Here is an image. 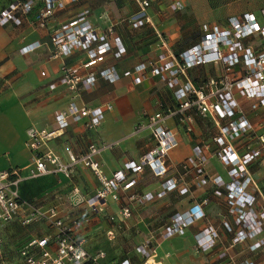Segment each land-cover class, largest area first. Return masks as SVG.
<instances>
[{"label":"crops","instance_id":"obj_1","mask_svg":"<svg viewBox=\"0 0 264 264\" xmlns=\"http://www.w3.org/2000/svg\"><path fill=\"white\" fill-rule=\"evenodd\" d=\"M175 1L151 0L144 15L134 17L141 9L139 0H54L52 13L42 19L44 25L40 26L37 17L40 11L46 9L48 2L41 0L34 2L28 15L18 14L20 23L10 21L0 26V173L16 170L22 174L19 189L24 200L33 203L42 212L56 207L61 214L73 216L74 206L90 205L89 198L101 188L95 172L80 165L73 167L70 178L60 171L32 174L31 151L25 144L28 128L57 130L56 111L67 113L71 104L76 108L101 107L104 114L97 129L84 128L85 118L68 117V125L49 142L64 163L69 160L68 151L80 154L87 150L90 143H94L100 151L93 157L101 170L110 176L129 163L139 164L146 152L155 146L156 141L146 126L147 117L160 110L174 109L179 101L166 81L169 73L153 75L150 67L143 71L137 68L140 64L154 63L172 54L178 57L195 41L189 40L190 31L197 28L193 21L198 18L191 13L193 6L186 0V3L183 2L184 9L178 11L171 7ZM84 10L96 40L85 48L72 47L68 55L58 54L50 40L54 29ZM249 11L257 9L248 4ZM230 14L231 11L220 18H228ZM134 20H138L139 26L133 25ZM196 21L201 24L203 18ZM198 34L196 30L192 35L197 38ZM101 37L105 38L110 48L99 61L86 64L90 55L88 51L98 48ZM116 40L124 48L120 56L114 53ZM29 44L37 47L24 52L23 48ZM63 66L76 68L81 75L94 70V85L75 93L59 82ZM212 66L216 65L202 64L189 68V80L197 83L209 75ZM198 69L200 71H196ZM105 70H115L119 77L113 80L101 76ZM136 77L140 78L139 82L134 81ZM188 78L178 76L182 84ZM52 84H55L54 88H51ZM234 93L240 102L245 100L236 91ZM252 101L245 100L237 115L256 122L253 134L228 138L226 142L239 154L244 152L242 148L246 142H256V130L264 134V106L253 110L248 107ZM187 114L189 119L178 113L166 119L165 124L177 139L175 147L168 152L167 173L162 177L155 176L148 166L141 171L130 169V188L119 191L118 201L108 199L101 211L106 213L107 206L116 209V214L121 205L131 204V217L128 219L133 220L130 223L146 231L136 242L131 264H143L146 259L139 251L141 243L150 240L154 244L156 237L170 224L171 216L178 213L183 214L187 225L182 233L165 238L157 248V256L148 258L156 264H264V227L256 223L259 220L262 224V220L254 218L253 223L248 217L264 211V157L261 158L260 169H247V172L233 176L230 172L232 167L219 158L226 144L221 145L215 140L224 121L213 114L203 116L194 108H189ZM240 118L237 119L240 121ZM261 122L263 124L257 126ZM139 124L143 126L141 129H138ZM194 147H199L208 157L203 175L197 174L194 162H189L186 170L180 168L182 162L194 155ZM245 175L251 178L245 192L255 196L257 201L242 208L245 217L240 219L238 213L230 210L225 184L240 183ZM165 179L174 180L176 187L164 189L162 182ZM182 188L188 190L182 192ZM148 194L152 195L149 199L130 200V196ZM195 205H199L203 216H189ZM45 222L21 227L33 229L39 225L46 228ZM82 229L84 225L79 236ZM240 230L249 234L235 241ZM211 231L215 235H211ZM45 232L18 234L23 235L22 238L12 244L15 246ZM85 246L92 250V247Z\"/></svg>","mask_w":264,"mask_h":264},{"label":"built area","instance_id":"obj_2","mask_svg":"<svg viewBox=\"0 0 264 264\" xmlns=\"http://www.w3.org/2000/svg\"><path fill=\"white\" fill-rule=\"evenodd\" d=\"M54 0H48L46 9L38 14L40 26L44 25L46 16L52 13L51 4ZM150 0H141V8L146 9ZM34 7L33 0H27L23 3L13 2L7 8L0 10V26L8 24L10 21L16 24L20 23L18 14L28 15ZM174 9H180L182 2L177 0L171 4ZM86 10L80 15L68 21L58 29H54L50 37L53 45L57 49L58 54L68 55L72 47L78 46L85 48L95 41L96 36L94 30L90 27L85 19ZM228 25L220 27L218 25L210 28H205L199 33L196 43L188 46L183 50L178 57L172 55L162 57L158 61L150 64H140L137 70H142L150 67L153 75L161 73H169L166 81L174 89L179 104L174 109L167 108L153 113L147 117L146 126L151 131L152 138L156 141L153 148L146 152L141 158L139 164L129 163L124 169H117L112 175L107 176L101 170L99 163L93 157L100 151V148L90 143L87 150L80 154H74L68 151L67 163L57 155L55 150L49 143L50 140L57 137L60 132L68 125V117L75 119L85 118L83 123L84 128L97 129L103 119L102 108H76L71 104L68 112L56 111L57 130L37 129L34 126L28 128L25 144L31 151V159L34 165L32 174L43 175V173L59 171L64 173L67 178L73 174V167L80 165L85 170L95 172L101 188L96 194L89 198L88 202L91 206L98 203L101 206L107 205V200L118 201L119 191L128 190L130 188L128 176L129 170L133 169L141 171L143 167H149L155 176L162 177L166 174L168 152L177 144L172 131L165 124L167 117L174 114H181L184 119H189L187 111L189 108L196 109L201 115L215 114L218 117H231L234 115L233 105H236L235 94L231 93V84L226 85V81L221 78H203L202 81L193 82L192 80L185 81L183 84L178 79L179 75L186 77V72L190 67L202 63H217V60H223L228 66L238 62L236 41L239 37L259 36L264 38V23L260 22L256 17L249 13L239 15H231L228 18ZM135 27L139 26L138 20L132 21ZM101 44L94 49L88 51L89 60L86 64H91L102 58L110 45L105 38L101 37ZM115 55L120 56L124 48L116 40ZM37 46L26 45L24 52L31 51ZM248 52V64H252V76H247L244 80H240L242 93L248 98L254 96L257 101L253 107L264 106V42L255 51L254 48ZM224 50L227 53L224 54ZM180 56V57H179ZM62 76L59 79L61 84L66 85L69 89L78 93L80 90L92 87L96 79L94 70H88L85 75L78 73V69L63 66ZM130 71L125 73L129 75ZM42 74L44 72L42 71ZM101 76L111 79H117L119 76L115 70H105ZM140 78L136 77L135 82H139ZM0 82L2 79L0 77ZM55 84L51 85L54 88ZM110 108V106H108ZM138 129L143 126L137 125ZM250 123L245 121H234L231 124L221 126L219 136L215 140L219 144H226L219 153V158L224 163L232 167L230 172L236 176L239 172H247L246 164L252 157L258 155L257 147L248 149L246 154L242 155L229 144L228 138L241 137L244 131H249ZM260 141L264 143V137L259 136ZM193 156L180 164L181 169L186 170L189 162L195 163L197 174L203 175L206 172V162L208 157L204 155L199 147H194ZM22 179V174L16 170L5 171L0 173V227L1 225H9L18 223L21 226H30L34 222L46 221L45 226L51 228L44 234L37 235L27 241L11 245L12 249L7 248V243H4L5 237L0 235V264H131L130 259L122 258L120 261L116 259H108L107 253L104 250L93 252L83 245L82 240L76 237L84 223L79 217L61 214L56 207H50L44 212L37 208L33 203L24 200L20 194L19 182ZM250 180L249 176L244 178L240 183L226 184L228 203L231 211L238 213L239 218L245 217L242 208L251 206L255 201V196L245 193V186ZM198 185L200 184L197 181ZM164 189L176 187L175 181L165 179L162 182ZM76 190V188H75ZM187 188H182V192H186ZM217 193H219L217 191ZM152 195L147 196H130V200L137 199L138 201L149 199ZM189 216H203L204 212L199 205L192 207ZM114 216L120 220H126L131 217V204H124L118 208ZM114 216H111L114 218ZM262 217V216H261ZM170 224L166 226L164 232L156 237L154 244L149 241L141 243L139 249L142 254L146 255L145 263L148 258L157 256V248L161 242L173 235L182 233L187 221L183 214L178 213L171 216ZM254 223V220H253ZM258 226H261L260 221H256ZM109 234L113 235V231L109 230ZM249 233L244 230L237 232L235 241L238 238L247 237ZM211 235L215 232L211 231ZM261 243H257L260 245ZM252 264V263H249Z\"/></svg>","mask_w":264,"mask_h":264},{"label":"rangeland","instance_id":"obj_3","mask_svg":"<svg viewBox=\"0 0 264 264\" xmlns=\"http://www.w3.org/2000/svg\"><path fill=\"white\" fill-rule=\"evenodd\" d=\"M15 1L23 3L26 0H0V9L3 8L4 6H8V5L12 4ZM33 1L34 2L37 1V3H38L41 0H33ZM76 1H78V0H76ZM179 1H182V7L178 11H180L181 9H184L183 8L184 7L183 2L186 3V0H179ZM140 2H141V0H139V8H141ZM188 2L194 8V11L193 12L191 11V13H193L192 14L193 17L198 18L196 20L203 18V22L201 24L199 23L200 21H196L193 19L194 20L193 22L195 25H197V28L195 29L194 27H192L194 29L190 31L189 40L191 41V39L192 40L195 39V41L193 40L194 42H192V44L196 43L197 40L199 39L198 36H197V38H195L192 35L196 30H197V32L201 33V31L203 29H205L207 27L210 28V27L215 26V25L226 28V26L228 25V21H229L228 18L231 15L245 14V12H248V4H249V6H252L254 9H257V11H255V12H252V11H249V12H252L253 14L256 15V17L258 19H261L262 21H264V0H188ZM150 4H151V0L149 2L148 6H150ZM145 11H146V9L141 8L140 11L137 14H134L133 16L134 17H142L144 15ZM230 11H231V14L228 18L227 17L220 18V17L224 16V14H226ZM236 42L237 43L235 44L236 45L235 49L237 50L238 62L234 63V65H232L230 67L223 60H217L216 64H214V63H202V64H206V65H210V66L216 65V66H212L213 69H210V71L208 72L209 75L204 76L203 78H205V79H207V78H212V79L221 78L222 80L224 79L227 83L226 84L227 86H228V84L232 85L231 93L235 94L234 92L236 91L237 93L242 95L241 97H243V99H245L246 101H248L250 99L253 100L252 102H249L248 107L255 110V109L259 108L260 105L256 106V108L253 107L254 103L257 101L254 99V96L247 98L244 95V93H242V89H241V85H240L239 81L244 80L247 76H252V64L247 63L248 60H247L246 54H248V52L246 50L249 49L251 51V48H250V46H251L256 51L258 49V47L261 45V43L264 42V38L259 37L257 35L252 36V37H250V35H248L245 38L239 37ZM189 43L190 42H188V44ZM192 44H190V45H192ZM226 53H227V50H224V54H226ZM202 64L194 65L193 67L197 68V66H200ZM190 68H192V67H190ZM196 71H200V69H198ZM186 76H187V78L189 76V75H187V72H186ZM203 78L201 80H199L198 82L200 83V81H202ZM235 99H236L237 103H236V105H233V108H235L233 116L223 118L220 116L218 117L215 114H213V115L219 119L221 118L222 121H224L220 125V127L226 123L231 124V122L233 123L234 121H239V119H237V118L241 117L240 120L245 121L247 123H250L249 131H247V130L244 131V133H242L241 137L252 135L254 132L253 131V124L255 123V125H256V122L251 121V119H246L244 117L242 118V116L237 115V113H239V110H238L239 107L241 106V104L245 100L243 102L242 101L240 102L239 98H237V95L235 96ZM262 124H263V122L257 123V126L262 125ZM256 129H258V128L256 127ZM219 134H220V129H219L218 135ZM259 136L264 137V134L263 133L259 134L258 131L256 130V137H257L256 142H251V141H249V143L246 142L244 147L242 148V150H244L242 155H244L247 153V151H249L248 149H254L255 147H257L258 155H256L255 157H252L250 159V161H248L246 164V167L248 170L256 171V170L261 168V162H262L261 158L264 157V143H262L260 141ZM167 169H168V160H167ZM246 175L244 177L245 179H246ZM244 178L240 182L244 181ZM250 180H251V178H250ZM250 180L248 181L247 185H249L251 183ZM246 186H245V188H246ZM246 194H248V193H246ZM256 201L257 200L255 198V201L253 203H255ZM74 207L75 208H74V213H73L74 215L73 216H78L79 219L82 221V223H84V229H82L80 236L79 235L76 236V237H78L76 239L82 240L83 245H87L88 247H92L93 252L98 251V249L99 250L105 249L104 251H106L108 259H116V260L120 261L124 257L129 258V259L132 258V255L135 253V250L137 247L136 242H138L142 238V236L145 235V232H146V231H144V229H140V227H136L135 225L133 226V223H130L131 219L133 220V218L120 221L114 216V214H115L114 212L116 211V209H113L112 207L107 208V206H106V208H105L106 213H104L103 211H101L102 206L99 205L98 203H96L93 207L88 205V204L77 205ZM110 211H112V213H110ZM111 216H114V218H112ZM248 217L250 218V220H252V222H253L254 218L259 217L262 220L261 225H263V227H264V211L263 210H261L260 214H257L254 216L252 215V216H248ZM257 221H259V220H257ZM134 224H136V223H134ZM18 225H19L18 223H15V225H13V224L1 225V227H0V235L2 234L5 237L4 243H7V248L9 247V249H12L11 245L14 246L12 244L13 242H16L19 240V238H22L23 235H18V234L23 233L24 235H26V234H29L31 232L36 233V232H45V231L51 230V228H49V227L45 228V227L39 226V225H37L36 228L33 227V229L31 227L28 228L29 226L26 228H23V227H21V225L20 226H18ZM165 228H166V226H165ZM108 230H112L113 235L109 234ZM87 231H90V233L86 234ZM10 233H12V234H10ZM9 235H11L10 238H9ZM257 243H259V242H257ZM257 243H256V246H259V245H257ZM260 243L262 244L263 241ZM142 255H144V257L146 259V255L145 254H142ZM131 260H133V259H131ZM151 262H154V261L152 259H150L148 264H150ZM144 263H145V261L143 262V264Z\"/></svg>","mask_w":264,"mask_h":264},{"label":"trees","instance_id":"obj_4","mask_svg":"<svg viewBox=\"0 0 264 264\" xmlns=\"http://www.w3.org/2000/svg\"><path fill=\"white\" fill-rule=\"evenodd\" d=\"M27 1V0H26ZM16 2V1H15ZM25 2V1H24ZM9 6V5H8ZM8 6H4L3 8H1L0 10H2V9H5V8H7Z\"/></svg>","mask_w":264,"mask_h":264},{"label":"bare ground","instance_id":"obj_5","mask_svg":"<svg viewBox=\"0 0 264 264\" xmlns=\"http://www.w3.org/2000/svg\"><path fill=\"white\" fill-rule=\"evenodd\" d=\"M150 264H156L155 262H151Z\"/></svg>","mask_w":264,"mask_h":264}]
</instances>
